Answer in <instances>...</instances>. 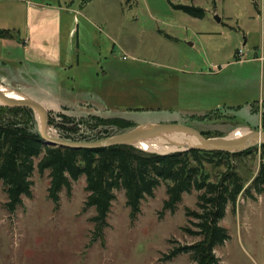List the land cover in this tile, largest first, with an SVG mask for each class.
<instances>
[{
	"label": "rangeland",
	"instance_id": "1",
	"mask_svg": "<svg viewBox=\"0 0 264 264\" xmlns=\"http://www.w3.org/2000/svg\"><path fill=\"white\" fill-rule=\"evenodd\" d=\"M174 6L200 8L206 17ZM27 8L45 21L42 44L50 52L62 44L76 65L40 76L16 66L1 70L15 76L9 87L35 86L20 90L51 113L181 125L215 138L241 128L263 131L264 73L251 53L263 54L264 0H0V30L20 28L22 44L29 37ZM12 53L19 56L3 54ZM260 163L258 156L240 167L247 188ZM32 182V198L24 197L15 214L0 183V264H195L192 253L168 256L202 241L193 215L201 194H185L175 213L166 212L163 184L133 221L125 192H116L100 239L95 209L84 211L85 178L61 193L59 206L49 199L50 172L36 169ZM256 198L242 195L236 213L229 206L220 225L230 240L216 250L221 264H264V194Z\"/></svg>",
	"mask_w": 264,
	"mask_h": 264
},
{
	"label": "trees",
	"instance_id": "2",
	"mask_svg": "<svg viewBox=\"0 0 264 264\" xmlns=\"http://www.w3.org/2000/svg\"><path fill=\"white\" fill-rule=\"evenodd\" d=\"M174 9L192 18L206 17V12L200 8L174 6ZM0 38L11 39L12 33L0 31ZM68 112L66 109L55 114L50 112V129L64 142L98 143L138 127L122 119L96 115L76 118ZM262 128L264 131V113ZM201 136L215 138L205 132ZM258 156L261 159L259 172L247 188L248 181L240 167ZM36 169L41 176L50 172L49 199L56 206L64 190L71 192L73 183L86 179L88 199L84 211L95 209L97 216L92 221L100 239L109 227L116 192H125L133 221L141 215L142 203L147 198L155 199L156 191L163 184L167 186L168 195L164 205L166 212L175 213L185 194H201L199 212L193 215L199 229L195 235L201 236L202 241L174 250L168 256L175 259L182 253H192L195 264H221L216 250L230 240L228 231L220 225L229 206L236 213L242 195L256 201V195L264 194V146L238 154L193 150L169 155L148 154L127 146L98 150L47 146L31 109L0 107V183L8 197L6 207L11 214L23 206L24 197L32 198V177Z\"/></svg>",
	"mask_w": 264,
	"mask_h": 264
},
{
	"label": "water",
	"instance_id": "3",
	"mask_svg": "<svg viewBox=\"0 0 264 264\" xmlns=\"http://www.w3.org/2000/svg\"><path fill=\"white\" fill-rule=\"evenodd\" d=\"M0 107L31 109L39 124L45 145L66 147L75 150H98L112 147H133L141 150L142 145L150 147L160 146L175 149L170 153H152L169 155L193 150L203 152L238 154L250 149L264 146V131L241 128L225 137L204 139L201 132L181 125H144L106 141L92 144H74L54 139L50 134V111L33 100L20 89L12 88L0 82ZM239 133V135H237ZM143 151V150H142ZM145 152V151H144Z\"/></svg>",
	"mask_w": 264,
	"mask_h": 264
},
{
	"label": "crops",
	"instance_id": "4",
	"mask_svg": "<svg viewBox=\"0 0 264 264\" xmlns=\"http://www.w3.org/2000/svg\"><path fill=\"white\" fill-rule=\"evenodd\" d=\"M26 11H28L26 24V28L29 30L28 39L24 40L22 44L20 39L17 38L16 34L22 35L23 32L20 28L19 30H8L12 33L11 39L0 38V82L4 83L5 85L11 80V78L15 77L9 75L8 73L3 74L1 69L5 70L6 66H16L18 72H20V70H30V73L40 76V73L44 72H46L44 73L46 75L50 74L48 71H51L53 68L62 69L63 71L69 72V70H73L74 66L76 65L74 54L65 55L62 44L56 45V49L52 52H50L42 44L43 37L40 35L42 32L41 24L45 21L39 19L40 13L38 10L36 11L32 8L28 10L27 8ZM12 13H10V15ZM5 17L7 18V15H5ZM60 17L61 21H63L62 16ZM15 18L16 17L13 16L11 19L14 21ZM58 37H60L59 34ZM61 40L63 42V38ZM5 49L11 50V52H16L19 56H17L15 53L14 55L13 53L12 55H4L3 53ZM251 56H254L252 57L253 63L257 65L260 64L262 67L260 70L262 73H264V47L263 54L261 56L258 53H255L254 55L251 53ZM240 65H244L243 62H240ZM9 70L10 69H8L7 72ZM262 83L264 84L263 75ZM20 86L35 87L33 85L17 84L12 88L21 89ZM36 87L51 90L50 88H47L43 85H37ZM263 88L264 86L262 85V89ZM262 103L264 105V101H262L261 104Z\"/></svg>",
	"mask_w": 264,
	"mask_h": 264
},
{
	"label": "bare ground",
	"instance_id": "5",
	"mask_svg": "<svg viewBox=\"0 0 264 264\" xmlns=\"http://www.w3.org/2000/svg\"><path fill=\"white\" fill-rule=\"evenodd\" d=\"M237 135H239V133H237ZM140 149L145 151V152L164 153V154L175 151V149L163 148V147H160V146L150 147V146H147V145H142L140 147Z\"/></svg>",
	"mask_w": 264,
	"mask_h": 264
}]
</instances>
